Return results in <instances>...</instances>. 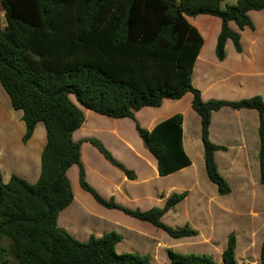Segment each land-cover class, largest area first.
Segmentation results:
<instances>
[{
	"label": "trees",
	"instance_id": "16d2710c",
	"mask_svg": "<svg viewBox=\"0 0 264 264\" xmlns=\"http://www.w3.org/2000/svg\"><path fill=\"white\" fill-rule=\"evenodd\" d=\"M0 0V82L16 111H22L26 133L23 143L42 122L47 143L41 155V173L34 184L12 175L3 182L0 169V264H150L149 255L118 254L122 236L110 232L88 242L75 239L58 226L61 211L74 199L67 172L79 169V184L106 209H116L147 222L174 240L195 237L188 226L173 228L162 217L181 203L187 192L174 193L162 208L132 210L112 198L106 200L86 179L81 160L84 142L134 180V171L117 160L96 138L75 141L73 134L85 123L79 105L112 119L130 118L143 146L155 157L158 173L168 176L191 165L183 147L184 116L178 113L143 128L135 113L159 108L165 99L193 95L192 109L201 119L205 170L220 195L231 188L219 173L215 152L225 147L209 138L213 112L223 108L259 113L260 183L264 185V98L203 101L193 85V70L205 40L188 18L209 15L221 19L216 56L223 61L231 41L242 51L239 30L254 29L250 11L264 9V0ZM71 96L76 99L73 102ZM237 239L228 238L222 264H236ZM169 264H216L209 255L168 250ZM259 264H264V243Z\"/></svg>",
	"mask_w": 264,
	"mask_h": 264
},
{
	"label": "crops",
	"instance_id": "0c3cea01",
	"mask_svg": "<svg viewBox=\"0 0 264 264\" xmlns=\"http://www.w3.org/2000/svg\"><path fill=\"white\" fill-rule=\"evenodd\" d=\"M227 1L222 3L223 8L229 5ZM228 2L232 5L236 4V0L234 3L232 0ZM0 14L4 18L1 2ZM249 16L255 26L254 29L239 30L234 22L229 23V27L241 35L242 51L237 52L233 43L228 41L223 61L217 59L215 52L221 31V19L200 15L196 17L197 23L196 20L192 21L193 18H188L205 40L193 70V85L201 91L203 101L221 98L216 96L215 92L222 91L241 94L238 100L256 95L264 98V9L250 11ZM211 21H215L218 29L214 42L207 51V40L202 31L205 30L204 23L209 24ZM192 99L193 95L187 93L180 100L165 99L159 108L145 107L135 113L138 123L148 130L182 113L183 147L191 160L189 167L161 177L158 173L157 160L145 149L141 139L139 147L135 148L118 130L110 133L113 140L110 144L117 146V149L108 143L104 144L117 160L134 171L136 175L134 180H129L104 159L107 163L105 161L103 163L107 165L108 171L105 170V166L101 170H93L96 180L91 181L90 169L82 159L86 167L88 183L106 200L113 198L119 205L132 210L147 211L156 206L162 208L172 194L187 192V197L167 212L161 220L175 228L191 226L198 232L197 236L172 239L175 242H170V237L160 233L161 230L150 223L139 221L119 210L106 209L99 205L81 188L79 179L75 182L71 180L74 199L59 214L58 226L78 241L86 243L92 235L101 237L107 234L101 233V227L112 224L122 225L126 235L122 237L120 243L129 238L140 243L143 247H140L141 251L138 253L149 255L150 264H169L168 250L174 249V246L183 249L194 248L200 252L201 250L209 252L208 250L217 248L220 256L216 264H222V253L227 246L229 236L234 234L237 239L236 264H259L260 250L264 243V198L257 195L258 187L264 190V185L260 183L259 113L256 110L230 108L212 113L209 138L215 145L226 148L215 152L218 171L231 188V193L223 196L218 193L214 184L213 187L209 184L210 181L208 182L201 139V119L192 109ZM79 107L84 112L85 123L73 134V138L75 141L94 138L92 134L95 132L87 115L92 114V111L80 105ZM190 115L196 116L199 121L194 130H192L194 124H190L188 118ZM113 121L119 125L131 123L135 127V122L130 118L113 119ZM88 130H90L89 134H86ZM25 133L23 113L14 110L0 82V169L4 183H8L12 175H18L32 184L40 177L41 155L47 143L45 126L42 122L38 123L33 136L26 144L23 143ZM96 138L100 137L96 135ZM125 153H130L132 158H127ZM71 169L67 172L69 178ZM81 226L87 229L85 235L78 231V227ZM218 228L226 229L222 246H219L214 238ZM153 234L159 240L154 239ZM256 246L259 248V256L251 259L249 252ZM240 250L245 251L242 261L238 260Z\"/></svg>",
	"mask_w": 264,
	"mask_h": 264
},
{
	"label": "rangeland",
	"instance_id": "374dc122",
	"mask_svg": "<svg viewBox=\"0 0 264 264\" xmlns=\"http://www.w3.org/2000/svg\"><path fill=\"white\" fill-rule=\"evenodd\" d=\"M228 1H227V4L232 5ZM232 3H234V0H232ZM196 19L197 18H193L192 21H194ZM195 22H197V20ZM204 25H205L204 26L205 30H203L202 32H203V34H204V36L206 37V40H207V43H206L207 49L206 50L209 51V47L212 46V44L214 42V38H215V35H216V32H217L218 26L215 23V21H211V22H209V24L205 22ZM215 95L218 96V97H221L219 99L213 98L215 100L237 101L238 98L240 97L239 95H241V94L236 93V92H232V91H222V92H215ZM71 99L73 100V102L75 101V103H76V99H75L74 96H71ZM184 108L186 109V106ZM188 114H187V116H188ZM87 115L89 117L88 118L89 119V123L91 124V126H93L92 130L95 132V134H92L93 135L92 137L96 138V135H98L100 138H96V139L100 140L103 144L104 143H108V145H111L113 143V140H112V138L110 136V133H112L114 130H118V131H120L122 133V135L126 138V140L129 141L135 148L139 147L140 137L138 136V134H137V132L135 130L134 124H131V123H123L122 125L115 124L113 119L108 118V117H98L99 115L96 116L95 113L93 114V111H92V114L89 113ZM196 116L198 117V114H196ZM196 116L193 117V115H190V117H188L189 120H190V124H194V128L192 130L196 129L197 128L196 126H198V123H199V121H198ZM89 131L90 130H88V132L86 134H89ZM111 146H113V145H111ZM113 147L115 149H117V146H113ZM81 151H82L81 152V160L83 162V159H84L85 160V164L90 169L89 178L91 179V181L96 180V175H94L92 173L93 170L94 171H97V169L101 170L103 168V166H105L106 167L105 170L108 171L107 165H105V163H103V161H105L104 158L100 155V153H98V151H96V149H94V147L90 143L82 144ZM126 156H127V158H132L130 156V153L129 154L127 153ZM85 164H84V167H85ZM85 169H86V167H85ZM69 179H70V182H71V180L75 182L76 180L79 179V169H78L77 166H73L72 167V169L70 171V178ZM115 180H116V178H115ZM208 182H209V180H208ZM209 184H211L214 187V185L212 183L209 182ZM258 189H259L257 191L258 197H263L264 198V190L259 188V187H258ZM142 207H145V206H142ZM176 221H178V220H176ZM176 221H173V223L178 224V222H176ZM165 224H167V223H165ZM122 227H123L122 225L121 226H115L114 224H112V225L103 226L100 229H101V233L102 234L103 233H109V232H116V233H118L119 235H121L123 237L124 235H126V232L123 230ZM171 227H173V226H171ZM189 227L191 228V226H189ZM173 228H175V227H173ZM78 231L82 235H85L87 233V229L84 226L78 227ZM159 232L162 233L163 235H165V233H163L162 231H159ZM225 232H226L225 228H220V229L218 228L216 230V234L214 235V238H215V241L217 242V244L219 246L223 245L224 239L226 237V233ZM152 237L154 239H156V240H159L158 238H156L155 234H153ZM169 240H170V242H175L172 239H169ZM256 241H258V239H256ZM153 243H155V242H153ZM156 244H157V242H156ZM140 247L142 248L143 246L140 243L134 242V241H132L129 238V239H126L125 242L120 243L116 247V252L118 254L138 253V251H141ZM173 248L174 249H170V250H172L174 252H177V253H180V254H196V255H209V256H212L216 263H217V260L219 259V256H220V252H218L217 248H214L212 250H208L209 252H206V251L202 252V250L200 252L199 250H196L194 248H192V249H187V248L183 249V248H180L178 246H174ZM244 254H245V251H243V250L239 251V254H238V260L239 261H242V259L244 257ZM249 254L252 257L251 259L255 258V256L258 257L259 256V248H258V246L253 247L252 250L249 252Z\"/></svg>",
	"mask_w": 264,
	"mask_h": 264
}]
</instances>
